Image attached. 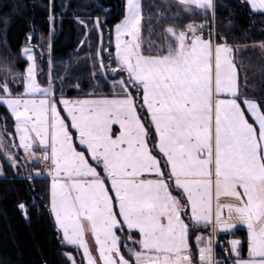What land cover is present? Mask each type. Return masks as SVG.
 Wrapping results in <instances>:
<instances>
[{"label": "snow or ice", "instance_id": "obj_1", "mask_svg": "<svg viewBox=\"0 0 264 264\" xmlns=\"http://www.w3.org/2000/svg\"><path fill=\"white\" fill-rule=\"evenodd\" d=\"M245 6L264 15V0ZM176 7L216 10L214 0ZM143 20L140 0H126L115 51L111 40L97 50L95 84L80 98L63 92L65 84L82 92L80 83L63 79L57 96L51 71L47 86L39 82L31 46L25 73L11 59L0 64V105L14 119L15 147L51 177L60 241L82 252L81 264H197L195 235L198 264H221L214 237L243 225L247 256L232 239L224 264H264V98L241 92L234 48L218 33L214 42L202 24L168 26L164 43L145 48ZM94 26L102 28L99 17ZM199 228H211L206 239Z\"/></svg>", "mask_w": 264, "mask_h": 264}, {"label": "trees", "instance_id": "obj_2", "mask_svg": "<svg viewBox=\"0 0 264 264\" xmlns=\"http://www.w3.org/2000/svg\"><path fill=\"white\" fill-rule=\"evenodd\" d=\"M25 9L24 14H16L6 30V40L11 50L17 51L27 35L40 30L45 36L49 26L46 17L48 5L52 12L59 14L53 28L51 48L36 47L38 80L46 85L49 72L60 95L61 79L80 83L83 91L65 84L64 95L80 98L92 91L93 59L99 49L98 34L93 22L98 10L104 9L100 18L104 33L102 47L108 48L112 37V24L122 14L123 0H19ZM144 15L142 42L145 48L159 47L164 43V29L168 26L183 28L189 23L210 25L211 10L207 13L185 12L176 7V2L165 0H140ZM216 5L213 20L216 34L226 39L227 44L238 48L239 56L235 61L241 92L255 98H264V55L255 43H264V15L254 14L245 6V0H214ZM172 5V7H167ZM164 24L160 20L165 19ZM82 20L85 23L81 24ZM85 24L87 27H85ZM81 41H84L81 44ZM224 42V41H219ZM113 51V48H111ZM107 56V52L103 53ZM51 60V65H49ZM26 61L19 60L17 67L23 71ZM99 78V77H98ZM103 91L110 93V86L102 85ZM7 112L0 105V120L8 122ZM3 176H0V264H70L67 252H71L77 264H81L80 252L63 245L54 226L49 211V179L46 177H27L26 169L14 168L0 153ZM24 204V216L19 206ZM199 228L196 233L208 232ZM246 230L239 228L235 235L219 234L216 252L225 262V242L239 239L246 256ZM195 235L191 236V240ZM192 251L196 256L194 243Z\"/></svg>", "mask_w": 264, "mask_h": 264}, {"label": "rangeland", "instance_id": "obj_3", "mask_svg": "<svg viewBox=\"0 0 264 264\" xmlns=\"http://www.w3.org/2000/svg\"><path fill=\"white\" fill-rule=\"evenodd\" d=\"M165 1H171V2L178 3V0H165ZM125 4H126V0H123L122 14L119 17V19L117 21L113 22V24H112L111 44H112L113 52L115 51L114 26H115V24L119 23L123 19L124 13H125ZM44 7L46 9V17H47L46 19H47L48 26H49V30H48L47 35L45 36V34L40 32V30H35V31L29 33L27 35V38L25 39L23 45L17 51H14V50L10 49V47L7 43L6 30H7L9 23L11 22L12 18L18 13L24 14L25 9L20 4L19 0H0V64L5 62L6 60L11 59L12 63L10 64V67H12L14 71L23 74V73H25V71L28 67V64L30 63L29 61H27V58L23 55V49L31 46L32 51L34 52L35 57H36V52H35L36 47L41 46L44 49L49 48L48 45L51 41L53 28H54V26H55V24L59 18V14L52 12L48 5H46ZM103 11H104V9L98 10L97 15L99 16V18L102 17ZM194 11H200L201 12L203 10L193 9V12ZM211 16L212 17H211L210 25H208V26L205 25L204 31L207 29V27L213 28V33H214L213 38H214V42H215L216 30H215V24H214V20H213V12H211ZM50 17H51V19H50ZM96 18L97 17L94 18V22H95ZM94 22H93V25H94ZM197 25H200V24H197ZM202 25H204V24H202ZM94 28L98 34V40H99V45H100L99 48H101L103 45V42H104L103 30L97 29L95 26H94ZM30 36H31V40L29 41ZM261 44H262V42L255 43L254 47L260 48V50L263 52V55H264V48L261 47ZM229 46L234 48L233 55H234L235 61H237L238 56H239L238 48L237 47L235 48L232 45H229ZM19 60L26 61V66H25L23 71L19 70V68L17 67V62ZM18 84H19V81H16L15 83H12L11 86L15 89ZM44 86H47V84ZM20 90L21 91L23 90L22 85L20 86ZM72 99H76V98H72ZM59 107L61 109L63 108L62 105H60ZM5 109H6V107H5ZM6 112L8 115L7 116L8 122L4 121V119L0 120V153L9 161V163L11 165H12V161L5 155V153L8 152V153H12V154L17 155L19 157V162L14 168L20 166L21 168L26 169V171H27L26 176L27 177H30V178L39 177V176H36V173L40 172V174H41L40 177H46L49 179V190H50L51 177L48 175L47 171H44V173H43L42 162L41 161H33V160L27 158L23 149L15 147V145H17L19 141H18V137H16L15 133H14V119L11 117L10 112L7 109H6ZM62 115H66V113L62 112ZM0 176L1 177L3 176V170H2L1 164H0ZM48 195H49V191H48ZM48 206H49V200H48ZM49 211H50V207H49ZM52 219H53L54 226L56 228L53 216H52ZM238 228L245 229L246 233H247V229L244 228L243 225H238ZM205 229H210V231H211V228H205ZM197 234L203 235L205 237V239L208 236V232H205V233L198 232ZM232 239H235V238L232 237ZM232 239H229L228 241H230ZM191 241L196 246V236L192 240L190 239V242ZM89 242H90V246L94 244V242L92 241L90 236H89ZM217 245L220 246V243H218V241L215 240V243H214L215 259L217 261H220L221 264H224L222 257L219 254H217V252H216V246ZM227 247H230V246H229L228 242H225V248H227ZM225 253H226V255H224V256L226 258L229 256V252L225 251ZM80 254H81V258H82V252H80ZM246 256H247V252H246ZM194 259L198 264V261H199L198 248H197L196 256H194Z\"/></svg>", "mask_w": 264, "mask_h": 264}, {"label": "built area", "instance_id": "obj_4", "mask_svg": "<svg viewBox=\"0 0 264 264\" xmlns=\"http://www.w3.org/2000/svg\"><path fill=\"white\" fill-rule=\"evenodd\" d=\"M212 32V35L214 34L213 33V28H211V27H207V29L204 31V33L206 34V35H208V33L209 32ZM42 171H43V173H44V171H47L43 166H42Z\"/></svg>", "mask_w": 264, "mask_h": 264}, {"label": "water", "instance_id": "obj_5", "mask_svg": "<svg viewBox=\"0 0 264 264\" xmlns=\"http://www.w3.org/2000/svg\"><path fill=\"white\" fill-rule=\"evenodd\" d=\"M23 205H24V204H23ZM19 209L22 211L23 215L25 216V215H26L25 206H24L23 209L20 208V206H19ZM220 234L222 235V234H224V233H220ZM220 246H221V244H220Z\"/></svg>", "mask_w": 264, "mask_h": 264}, {"label": "crops", "instance_id": "obj_6", "mask_svg": "<svg viewBox=\"0 0 264 264\" xmlns=\"http://www.w3.org/2000/svg\"><path fill=\"white\" fill-rule=\"evenodd\" d=\"M244 228H246V226H243ZM211 233L210 229L208 230V235ZM219 235V233L214 237V243L215 240H217V236ZM226 242H229L228 240Z\"/></svg>", "mask_w": 264, "mask_h": 264}]
</instances>
